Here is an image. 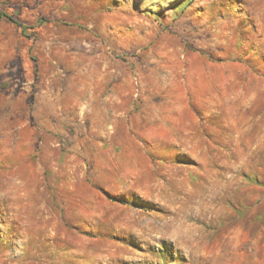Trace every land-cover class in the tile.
Returning a JSON list of instances; mask_svg holds the SVG:
<instances>
[{
    "label": "rangeland",
    "instance_id": "rangeland-1",
    "mask_svg": "<svg viewBox=\"0 0 264 264\" xmlns=\"http://www.w3.org/2000/svg\"><path fill=\"white\" fill-rule=\"evenodd\" d=\"M0 13V264H264V0Z\"/></svg>",
    "mask_w": 264,
    "mask_h": 264
},
{
    "label": "trees",
    "instance_id": "trees-1",
    "mask_svg": "<svg viewBox=\"0 0 264 264\" xmlns=\"http://www.w3.org/2000/svg\"><path fill=\"white\" fill-rule=\"evenodd\" d=\"M3 16H6V15L0 13V18H2ZM11 20H12L15 24H17L18 26H22L21 23H20L19 21H16V20H14V19H12V18H11Z\"/></svg>",
    "mask_w": 264,
    "mask_h": 264
},
{
    "label": "bare ground",
    "instance_id": "bare-ground-1",
    "mask_svg": "<svg viewBox=\"0 0 264 264\" xmlns=\"http://www.w3.org/2000/svg\"><path fill=\"white\" fill-rule=\"evenodd\" d=\"M78 96H79V98H78V99H80V97H84V95H80V94H79Z\"/></svg>",
    "mask_w": 264,
    "mask_h": 264
}]
</instances>
